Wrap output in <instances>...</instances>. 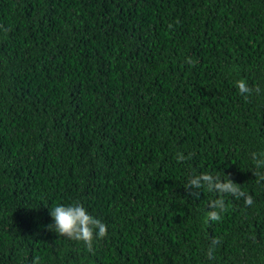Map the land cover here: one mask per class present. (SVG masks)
<instances>
[{
    "label": "trees",
    "instance_id": "trees-1",
    "mask_svg": "<svg viewBox=\"0 0 264 264\" xmlns=\"http://www.w3.org/2000/svg\"><path fill=\"white\" fill-rule=\"evenodd\" d=\"M0 264H264V0H0Z\"/></svg>",
    "mask_w": 264,
    "mask_h": 264
},
{
    "label": "clouds",
    "instance_id": "clouds-1",
    "mask_svg": "<svg viewBox=\"0 0 264 264\" xmlns=\"http://www.w3.org/2000/svg\"><path fill=\"white\" fill-rule=\"evenodd\" d=\"M236 87L241 94L251 93L253 89L248 83L241 79L236 82ZM256 91H259L257 88ZM177 159H183L180 154H177ZM190 188L199 189L202 185L210 191L220 193L221 195L237 194L239 189L237 183H234L227 175L217 176L211 173H202L197 176H192L188 180ZM252 203L251 198L247 201ZM215 208L223 211L224 201L219 199L212 202ZM51 221L45 227L47 230L54 232L56 235L66 236L70 239L83 242L85 246L91 244L93 236H100L104 233L105 224L103 220L93 215L88 209L79 202L58 203L49 211ZM213 218H218L219 213L213 211Z\"/></svg>",
    "mask_w": 264,
    "mask_h": 264
}]
</instances>
